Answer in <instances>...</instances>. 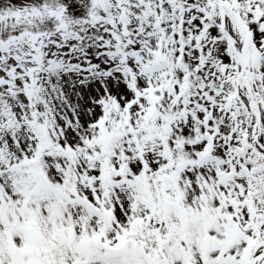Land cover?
<instances>
[{"label": "snow or ice", "instance_id": "1", "mask_svg": "<svg viewBox=\"0 0 264 264\" xmlns=\"http://www.w3.org/2000/svg\"><path fill=\"white\" fill-rule=\"evenodd\" d=\"M0 264H264V0H0Z\"/></svg>", "mask_w": 264, "mask_h": 264}]
</instances>
